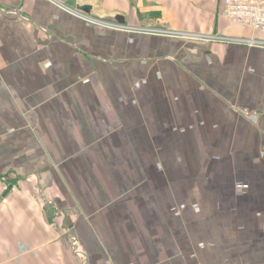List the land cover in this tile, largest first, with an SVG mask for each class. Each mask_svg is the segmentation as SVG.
<instances>
[{
    "label": "crops",
    "instance_id": "crops-1",
    "mask_svg": "<svg viewBox=\"0 0 264 264\" xmlns=\"http://www.w3.org/2000/svg\"><path fill=\"white\" fill-rule=\"evenodd\" d=\"M58 2L232 42L0 0V264H264L261 36L222 0Z\"/></svg>",
    "mask_w": 264,
    "mask_h": 264
},
{
    "label": "built area",
    "instance_id": "built-area-1",
    "mask_svg": "<svg viewBox=\"0 0 264 264\" xmlns=\"http://www.w3.org/2000/svg\"><path fill=\"white\" fill-rule=\"evenodd\" d=\"M52 5L62 7L58 0H44ZM224 5V11L226 17L235 25H239L242 28L250 29L259 34L261 38H252L248 41H241L251 48L264 49V0H222ZM71 14L77 18L92 24L94 26L124 31L132 34H146L157 37H168L183 41L193 42H218V43H231L232 40L223 37L215 36H203L199 34H193L188 32L170 31L162 29H141V28H126L118 24L104 22L102 20L92 18L77 10H68Z\"/></svg>",
    "mask_w": 264,
    "mask_h": 264
},
{
    "label": "water",
    "instance_id": "water-1",
    "mask_svg": "<svg viewBox=\"0 0 264 264\" xmlns=\"http://www.w3.org/2000/svg\"><path fill=\"white\" fill-rule=\"evenodd\" d=\"M76 10L80 11V12L86 14V15H90L91 6L90 5H81V6H78ZM116 21L117 22H122V18L118 17V18H116Z\"/></svg>",
    "mask_w": 264,
    "mask_h": 264
}]
</instances>
